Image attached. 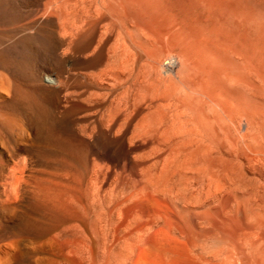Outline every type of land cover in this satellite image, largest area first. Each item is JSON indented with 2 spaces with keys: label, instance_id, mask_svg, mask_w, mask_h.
Here are the masks:
<instances>
[{
  "label": "rangeland",
  "instance_id": "rangeland-1",
  "mask_svg": "<svg viewBox=\"0 0 264 264\" xmlns=\"http://www.w3.org/2000/svg\"><path fill=\"white\" fill-rule=\"evenodd\" d=\"M113 7L134 76L104 57L79 93L37 0H0V264H264V2L155 0L158 32Z\"/></svg>",
  "mask_w": 264,
  "mask_h": 264
},
{
  "label": "bare ground",
  "instance_id": "bare-ground-1",
  "mask_svg": "<svg viewBox=\"0 0 264 264\" xmlns=\"http://www.w3.org/2000/svg\"><path fill=\"white\" fill-rule=\"evenodd\" d=\"M37 2L41 11L48 17L43 24L46 25L49 34V38L46 39L49 64H53L54 66H56V63H59L61 61L62 58L61 54H59L58 52V48L64 45L66 47L65 49H63L62 54H71L78 67L85 71H88L90 67L95 65L104 57L111 59L114 63V67L112 68H115V71H112V73H110L109 70H113L112 68H108L112 66L110 65L106 67L108 69H101L98 74H107L108 76H112L114 81H121L126 77L128 79V76H134H132L133 71H130V73L127 74V69H130L131 67L127 65V61H125L127 53H129L128 47L129 44L135 45L137 43H140L141 45V43H143L144 41L136 32L138 28L136 26L131 27L127 25V23L125 22L126 20L124 21V19H122L119 13L114 9L113 2L117 3L123 9L127 7L129 9H132L135 14L140 15L141 19L146 22L149 31H159L158 26L156 25L158 24L156 16L157 14L153 12V8H155L153 7L155 0H37ZM173 6L174 5L169 4L166 11V28L168 29L179 23V19L181 17L180 13L177 14L175 12L176 9L174 8L176 6ZM179 15L180 17L178 18ZM245 25L249 26V30L253 34V38L258 49L260 48L262 54L264 55L263 17H256V19L252 18L250 19V21H246ZM38 37L42 36L39 34H30L28 37H26V39L34 43L37 41ZM110 37L113 42L112 44L107 45L106 40L110 39ZM149 38L150 36L146 39ZM145 43L148 42L146 41ZM170 63H173V61H171ZM85 71L81 74L83 80L79 79L80 81H78V83L76 82L77 84L74 87L75 92L80 93L83 88L90 86L92 83L95 84L96 79H98L94 77L97 73L92 76L93 73L90 74L91 71L90 73L89 71ZM50 76H48L50 84L56 85L57 87L63 84V81H60L57 78H51ZM123 81L121 82L123 83ZM201 81V83L199 82L197 83V85H195L196 95H198V93H203V80ZM106 115L107 120L111 121L112 112L110 109L108 111V114Z\"/></svg>",
  "mask_w": 264,
  "mask_h": 264
},
{
  "label": "clouds",
  "instance_id": "clouds-1",
  "mask_svg": "<svg viewBox=\"0 0 264 264\" xmlns=\"http://www.w3.org/2000/svg\"><path fill=\"white\" fill-rule=\"evenodd\" d=\"M262 2H264V0H262Z\"/></svg>",
  "mask_w": 264,
  "mask_h": 264
}]
</instances>
